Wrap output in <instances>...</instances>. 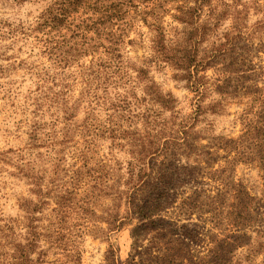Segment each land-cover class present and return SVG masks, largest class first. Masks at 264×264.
I'll return each instance as SVG.
<instances>
[{
    "label": "rangeland",
    "instance_id": "obj_1",
    "mask_svg": "<svg viewBox=\"0 0 264 264\" xmlns=\"http://www.w3.org/2000/svg\"><path fill=\"white\" fill-rule=\"evenodd\" d=\"M52 3L0 0V264L142 263L163 255L164 238L184 244L189 260L238 239L235 253L262 249L252 263L261 264L264 0L239 3L238 92L213 88L200 116L170 65L143 66L154 34L141 19L120 49L131 82L99 70L103 49L59 64L41 28ZM227 64L205 72L210 86ZM155 90L176 99L174 112L152 101ZM148 218L162 224L146 230Z\"/></svg>",
    "mask_w": 264,
    "mask_h": 264
},
{
    "label": "trees",
    "instance_id": "obj_2",
    "mask_svg": "<svg viewBox=\"0 0 264 264\" xmlns=\"http://www.w3.org/2000/svg\"><path fill=\"white\" fill-rule=\"evenodd\" d=\"M240 1L53 0L44 12L41 28L45 29L49 40L48 49L57 57L59 64H69L103 49L108 59L97 65L99 70L111 71L112 76L131 82L133 75L125 71L120 49L135 21L141 19L154 34L151 41L154 55L145 60L143 66L170 65L176 71L173 79L186 81L187 87L195 95L194 114L200 116L204 112L205 96L210 90L214 88L224 97L233 96L239 90L240 81L232 80L235 65L232 54L239 38L235 33L240 32L238 23L244 13V10L238 9L241 7ZM173 11L177 14L167 28L163 24L164 18ZM229 21L232 24L227 26ZM173 24L176 26L173 27ZM132 43L129 40V44ZM219 62L228 64L223 66V74L210 86L205 72ZM133 67L132 71L137 74V78H147L148 70ZM156 91L153 92L155 98L152 101L158 103L161 109L174 112L176 99L171 94L163 95ZM164 122L151 128L154 133L144 138L149 137L146 152L157 145ZM247 204L250 203L247 201ZM246 215L240 216V220L249 219ZM157 224H162V221L155 222L148 218L142 228L155 229ZM164 239L165 252L162 256H148L145 262L132 264H252L262 251L251 250L246 257L238 256L235 252L241 243L235 239L232 244L222 241L223 244L211 251L207 258L189 260V254H184V244L174 246L173 241ZM262 256L261 264H264Z\"/></svg>",
    "mask_w": 264,
    "mask_h": 264
}]
</instances>
